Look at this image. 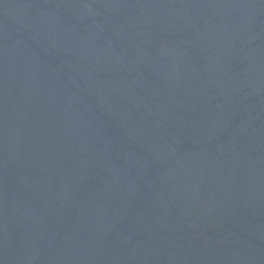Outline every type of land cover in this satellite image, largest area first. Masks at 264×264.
<instances>
[{"label": "water", "instance_id": "water-1", "mask_svg": "<svg viewBox=\"0 0 264 264\" xmlns=\"http://www.w3.org/2000/svg\"><path fill=\"white\" fill-rule=\"evenodd\" d=\"M0 264H264V0H0Z\"/></svg>", "mask_w": 264, "mask_h": 264}]
</instances>
